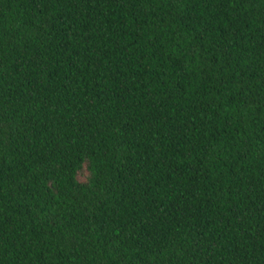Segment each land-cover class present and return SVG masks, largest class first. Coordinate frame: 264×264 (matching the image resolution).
Masks as SVG:
<instances>
[{"label":"trees","instance_id":"obj_1","mask_svg":"<svg viewBox=\"0 0 264 264\" xmlns=\"http://www.w3.org/2000/svg\"><path fill=\"white\" fill-rule=\"evenodd\" d=\"M0 264H264V0H0Z\"/></svg>","mask_w":264,"mask_h":264}]
</instances>
